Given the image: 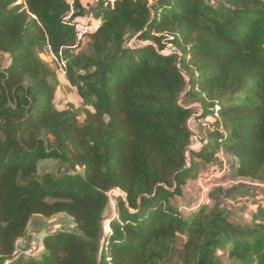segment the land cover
Returning a JSON list of instances; mask_svg holds the SVG:
<instances>
[{
	"label": "trees",
	"instance_id": "1",
	"mask_svg": "<svg viewBox=\"0 0 264 264\" xmlns=\"http://www.w3.org/2000/svg\"><path fill=\"white\" fill-rule=\"evenodd\" d=\"M99 2L0 0V264H264V222L177 201L219 158L264 184V0ZM88 14L99 27L79 41ZM46 48L81 106H56ZM193 103L216 120L188 163ZM47 159L66 169L41 173ZM59 213L75 230L27 254L32 218Z\"/></svg>",
	"mask_w": 264,
	"mask_h": 264
},
{
	"label": "rangeland",
	"instance_id": "2",
	"mask_svg": "<svg viewBox=\"0 0 264 264\" xmlns=\"http://www.w3.org/2000/svg\"><path fill=\"white\" fill-rule=\"evenodd\" d=\"M88 6V11L91 13L94 10L98 9L100 6L99 0H83ZM114 1V0H112ZM89 16L91 14H88ZM147 43L144 40H139L137 37H133L130 41V44H144ZM41 58L50 65L53 69L56 70L58 75V84L55 93V104L59 109H65L70 105L75 107L81 106L82 99L78 95L76 89L71 86L69 81L65 76L60 64H58L55 56L48 48L44 50H38ZM164 54L170 53H179L173 46L168 45L165 50L162 51ZM62 64V63H61ZM191 106L195 109V112L190 116L188 120L189 127L193 133L192 142L189 146L194 151H199L205 145V142L199 139V134H203L207 139V135L214 129L213 123L216 120L215 115H210L203 117V107L200 103H193ZM82 120L84 116L80 117ZM207 141V140H206ZM192 151V150H191ZM190 151L186 152L189 163ZM220 159L214 161L218 167L220 166ZM224 162V161H223ZM234 165L235 161L227 164L226 171L223 170L222 173L217 174V171H212L214 165H209L205 167L201 172V178L199 180H189L184 189V194L181 197H177L178 203L183 207L182 210L185 215H188L191 212V208L198 204H207L210 207H215L222 210H228L234 212V216L237 220L241 222H249L254 224L256 222H264V203L263 202H254L249 203L244 198L235 199L234 187L239 184H245V181L239 180L234 176ZM226 167V166H223ZM66 167L61 164L58 160L47 159L42 160L40 163V172L44 173L47 171L59 172L64 171ZM218 176H217V175ZM241 182V183H240ZM248 183V182H247ZM119 190L113 189L109 192L110 203L105 213V230L109 228V218L115 217L118 213V206L114 199V196L121 194ZM208 200V203H206ZM252 204V205H251ZM258 206H255V205ZM253 206V207H252ZM54 224H61L69 230H75L76 225L71 216L64 213H59L52 218L44 217L43 215L37 214L30 221V227L33 232H30V235L35 236L42 229L47 228L48 226ZM184 240V236L180 237V241ZM25 242V241H24ZM23 242V243H24ZM29 241L25 243L28 244ZM42 248V243L39 245L37 252Z\"/></svg>",
	"mask_w": 264,
	"mask_h": 264
},
{
	"label": "crops",
	"instance_id": "3",
	"mask_svg": "<svg viewBox=\"0 0 264 264\" xmlns=\"http://www.w3.org/2000/svg\"><path fill=\"white\" fill-rule=\"evenodd\" d=\"M81 1H82V3L84 4V6L88 10V6L86 5V3L83 0H81ZM199 136L200 137H199L198 140L200 141V140H202V136H204V135L203 134H199ZM215 164H216L215 162L212 163V165H214L212 167V171H217L218 172L217 174L222 173L223 172V169L221 167H218ZM234 189H235V191H237L235 193V199L244 198L249 203H254V202L256 203V202H258L260 200L259 202H263L264 203V184H251V183H247L245 181V184L241 183L238 186H235ZM255 206H258V205L256 204ZM263 211H264V208H263ZM256 223H258V222H256ZM29 231L30 232H33L32 228L30 227V224H29ZM23 242L24 241H21L20 242V246L24 248L27 245V243H25L26 241L24 243Z\"/></svg>",
	"mask_w": 264,
	"mask_h": 264
},
{
	"label": "water",
	"instance_id": "4",
	"mask_svg": "<svg viewBox=\"0 0 264 264\" xmlns=\"http://www.w3.org/2000/svg\"><path fill=\"white\" fill-rule=\"evenodd\" d=\"M158 51L161 52L160 47L157 45ZM189 84L191 83V80L189 79ZM202 141L206 143V138L204 136H202ZM193 150L190 147L186 148V152ZM115 190H119L121 191L118 187L114 188ZM125 196V193H123ZM109 195V193H108ZM110 197V195H109ZM113 219V217L109 218V222L110 220ZM103 226L105 227V221H102ZM109 229V228H108ZM108 229H106V232L108 231ZM61 230H69L67 228H65L64 226H62L61 224H54L51 226H48L45 229H42L40 232H38L37 235L33 236V238L28 242V244L24 247V251L27 254H31L34 252V250H37L39 248V245L43 242V240L46 238V236H48L51 233L54 232H58Z\"/></svg>",
	"mask_w": 264,
	"mask_h": 264
},
{
	"label": "built area",
	"instance_id": "5",
	"mask_svg": "<svg viewBox=\"0 0 264 264\" xmlns=\"http://www.w3.org/2000/svg\"><path fill=\"white\" fill-rule=\"evenodd\" d=\"M69 1L72 4L74 0H69ZM98 27H99V23L96 20L90 21L89 15L85 16V17L78 18L75 22V28H76L77 35H78V40L83 41L86 34L94 32L95 30L98 29ZM56 60H57V58H56ZM58 64L61 65V67L64 71L65 62L62 60V61H59ZM206 201H207L206 203H208V200H206Z\"/></svg>",
	"mask_w": 264,
	"mask_h": 264
}]
</instances>
